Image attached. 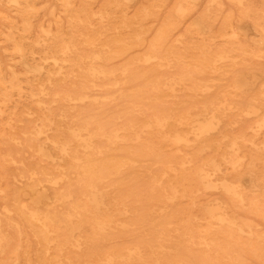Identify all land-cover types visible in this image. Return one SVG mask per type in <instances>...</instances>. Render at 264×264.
<instances>
[{"label":"bare ground","instance_id":"6f19581e","mask_svg":"<svg viewBox=\"0 0 264 264\" xmlns=\"http://www.w3.org/2000/svg\"><path fill=\"white\" fill-rule=\"evenodd\" d=\"M1 1L24 14L35 0ZM119 29L102 45L90 26L58 32L45 42L48 63L37 64L12 29L6 36L28 65V91L0 66V264H247L240 252L264 256L262 234L237 213L264 218V196L242 187L260 147L264 88L234 84L228 93L208 76L233 68L230 52H249L230 44L174 71L159 70L169 65L163 58L158 69L110 68L129 46ZM14 95L31 106L16 103L15 125L1 128V106ZM243 119L254 122L233 130ZM213 191L219 196H205Z\"/></svg>","mask_w":264,"mask_h":264},{"label":"rangeland","instance_id":"374dc122","mask_svg":"<svg viewBox=\"0 0 264 264\" xmlns=\"http://www.w3.org/2000/svg\"><path fill=\"white\" fill-rule=\"evenodd\" d=\"M67 1L35 0L32 9L18 14L9 2L0 0V66L6 76L12 70L18 74L26 88L25 93L28 91L25 80L28 65L18 58L12 49V41L6 38L10 30L28 51L35 53L31 61L37 64L48 63L43 58L54 34H65L71 29L86 33L89 26L100 33L99 45L104 44L111 30L117 27L123 35L124 32L130 34L128 48L110 60V68L133 65L139 71L158 69L157 58H163V63L169 65L167 69L159 70L174 71L194 65L203 51L218 53L233 44L249 54L237 57V53L230 52L226 63L233 64V68L227 67L229 71L223 75L211 73L208 76L215 80L218 89L228 93L236 91L234 84H241L239 90L243 92L264 88V54L260 58L254 56L260 50L264 53V33L261 31L264 29V0H69V5ZM234 37L236 41H229ZM46 41L49 46L45 45ZM191 75L197 76L196 73ZM29 102L30 98L14 95L9 103L1 106L4 109L1 128L15 125L16 103L26 107ZM242 103H246L245 100ZM120 107H110L107 112L117 111ZM253 122L243 119L232 129L250 126ZM17 125L21 126L23 122ZM256 143L261 151L258 148L254 151L252 174L244 175L242 187L250 197L261 199L264 196V127L259 131ZM257 153L261 158H255ZM26 156L30 157V153L26 152ZM8 172V180L12 181L17 173L16 165L10 164ZM5 183L0 172V184ZM205 196L212 199L219 194L213 191ZM239 210L240 217L262 234L264 242L262 215L245 208ZM238 257L247 264H264L263 255L240 252Z\"/></svg>","mask_w":264,"mask_h":264}]
</instances>
